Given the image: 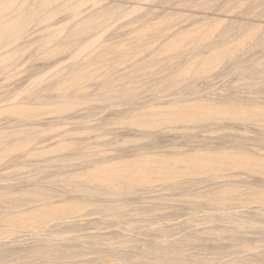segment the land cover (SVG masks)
Returning <instances> with one entry per match:
<instances>
[{"label":"rangeland","instance_id":"rangeland-1","mask_svg":"<svg viewBox=\"0 0 264 264\" xmlns=\"http://www.w3.org/2000/svg\"><path fill=\"white\" fill-rule=\"evenodd\" d=\"M0 264H264V0H0Z\"/></svg>","mask_w":264,"mask_h":264}]
</instances>
